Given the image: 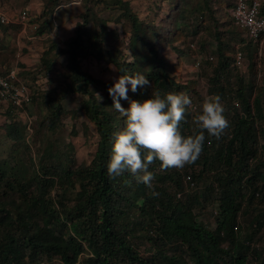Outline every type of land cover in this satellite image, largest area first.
Returning a JSON list of instances; mask_svg holds the SVG:
<instances>
[{
	"label": "trees",
	"instance_id": "16d2710c",
	"mask_svg": "<svg viewBox=\"0 0 264 264\" xmlns=\"http://www.w3.org/2000/svg\"><path fill=\"white\" fill-rule=\"evenodd\" d=\"M101 1L118 7L121 17L129 22L132 61L124 60L119 49L108 44L111 32L106 22L85 5L82 24L77 25L65 48L53 43L41 58L40 65L48 71L52 49L66 57L62 94L45 93L40 97L30 84L33 97L24 111L30 116L29 108L40 104L47 110L38 120L44 135L34 139V155L25 139V128L17 123L19 114L2 113L11 120L3 127L11 144L6 155H0V264H52V260L58 264H176L178 257L185 256L189 264H248L251 259L253 264H264V250L254 244L255 237L264 232V146L259 144V139H264L261 92L257 94L252 84L243 86L241 76H235V88L226 86L221 78L230 74V63L223 53L219 54L206 91L219 95L223 102L229 101L224 115L230 126L224 134L217 139L205 132L201 155L182 169L161 170L160 162H154L149 169L155 177L151 189L127 172L110 178L107 163L112 154L113 133L123 129L126 118L112 107L108 89L113 83L88 74L81 60L105 62L114 68L118 78L135 73L147 77L149 86L138 87L136 92L128 84L129 99H120L125 109L129 100L143 101L153 92H184L195 111L198 102L187 84L173 78L174 65L167 64L158 46L168 42L174 30L183 31L186 13L166 14L163 26H169L161 33L155 24L138 20L127 1ZM232 4L233 0H229L230 8ZM206 12H210L207 7ZM199 14L203 12H197L195 17ZM174 18L176 23L171 27ZM49 24L47 19L36 28L35 37L44 35ZM233 26L253 44L243 30ZM212 60L210 55L204 58L206 67H211ZM11 68L4 67L0 72ZM18 75L26 81L20 69ZM78 91L88 96L81 103V111L94 125L98 139L90 162L75 166L66 150L51 148L47 133L60 126L64 96ZM97 91L103 94L102 100L95 95ZM197 114L192 116L188 110L181 123L183 135L197 131ZM207 173H212L211 182L202 191L185 196V184L193 189L209 177ZM216 203L214 231L193 220L196 209ZM251 210H256V214L251 215ZM140 239L151 245L148 256L137 251L133 241ZM82 255L85 257L79 260Z\"/></svg>",
	"mask_w": 264,
	"mask_h": 264
},
{
	"label": "rangeland",
	"instance_id": "374dc122",
	"mask_svg": "<svg viewBox=\"0 0 264 264\" xmlns=\"http://www.w3.org/2000/svg\"><path fill=\"white\" fill-rule=\"evenodd\" d=\"M127 1L131 11L138 20L144 24H155L164 32L169 26H163L166 22V14L176 15L177 12H185L182 19L183 31L174 30L170 35L168 42L160 43V53L168 65H174L173 78L177 82L187 84L192 97L198 102V110L205 95L208 86V76L213 74V69L219 61V54H224L230 63V74L221 78L226 86L235 88L237 81L235 76H241L244 85L252 84L255 91L261 92L260 96L264 102V39L258 43L249 44L244 34L236 29L228 15L230 7L229 0H124ZM109 2V0H108ZM171 3H174L171 5ZM180 3V5H179ZM85 5L94 9L97 18L106 22L111 36L108 38V44L114 45L119 49V53L124 60L132 61L133 57L129 51L130 24L121 17V10L112 5H106L105 2L97 0H57L56 4L49 0H1L0 9L10 17H14L18 12L27 11L29 21L25 34L19 36L20 28L16 26L0 27V69L4 67L17 66L25 73L26 81L36 88V92L41 97L45 93L62 94L63 72L66 66V57L56 53L52 49L48 58L51 59V68L46 71L41 66V58L49 47L54 43L58 48L64 49L66 42L75 34L78 24H82V15L85 11ZM207 9L210 12H206ZM197 12H203L195 17ZM49 19L48 31L41 37H35L36 28ZM176 23L172 19L170 25ZM242 52L243 62L237 66L235 62V53ZM208 55L213 57L210 62L211 67H206L204 58ZM200 63V66L197 65ZM82 68L91 76L103 82H114L118 79L114 68L105 62H98L93 58L81 60ZM128 89V85L126 86ZM128 92V91H127ZM103 97L100 91L95 95ZM97 96V98H99ZM88 96L81 91L70 93L64 96L60 103L62 115L60 117V126L47 133L48 142L53 150L57 148L66 150L69 157L74 161L75 166L88 164L95 152L97 133L94 125L86 118L81 111V103L86 101ZM227 102H223L227 106ZM264 108V104H263ZM194 108L189 112L197 114ZM32 115L28 116L26 112L18 115L17 123L19 127H24V135L30 146L31 153L34 155V139L44 135L43 129L39 126V118L44 116L46 108L40 106L30 107ZM227 119V118H226ZM228 120V119H227ZM7 120L0 113V155L5 156V152L10 147L11 142L6 139L3 131ZM263 123H259L262 126ZM230 122L228 120V127ZM259 144L264 146V139H259ZM204 182L195 185L190 189L185 184V196H191L195 191L204 188L211 182L212 173H207ZM185 180L187 178L185 177ZM73 194V193H71ZM70 196V195H69ZM252 211V210H251ZM218 214V204H211L203 210L196 209L193 214V220L205 226L211 231L216 228ZM256 210L251 215H255ZM246 232V231H245ZM254 244L264 250L262 240L264 232L255 237ZM137 251L143 256L150 254L151 245L146 241L134 240ZM85 256H80L82 260ZM188 258L178 257L176 264H189ZM52 264H58L57 260H52ZM248 264H253L249 261Z\"/></svg>",
	"mask_w": 264,
	"mask_h": 264
},
{
	"label": "clouds",
	"instance_id": "9594fccd",
	"mask_svg": "<svg viewBox=\"0 0 264 264\" xmlns=\"http://www.w3.org/2000/svg\"><path fill=\"white\" fill-rule=\"evenodd\" d=\"M128 84L136 92L138 87L149 86L150 82L141 73L121 75L108 89L112 107L126 118L123 129L113 133L112 154L107 163L110 178L121 177L127 172L138 183L151 189L155 177L149 169L154 162H160L161 170L182 169L201 155L205 132L219 139L228 127L219 95L203 97L200 112L194 119L197 131L183 135L181 123L192 108L188 94L153 92L150 98L143 101L129 100V106L125 109L120 99H129ZM126 183L130 184L131 181ZM153 195L157 193L153 192Z\"/></svg>",
	"mask_w": 264,
	"mask_h": 264
},
{
	"label": "built area",
	"instance_id": "2783aa9c",
	"mask_svg": "<svg viewBox=\"0 0 264 264\" xmlns=\"http://www.w3.org/2000/svg\"><path fill=\"white\" fill-rule=\"evenodd\" d=\"M229 14L233 25L243 30L252 43L256 44L264 39V0H233ZM28 21L27 11L18 12L12 18L0 9V26L19 27L20 37L25 34ZM235 62L237 66L243 62V54L239 50L235 53ZM32 97V88L19 77L18 68H11L6 73L0 72L1 114L7 111L12 114L23 113L24 108L30 105Z\"/></svg>",
	"mask_w": 264,
	"mask_h": 264
},
{
	"label": "crops",
	"instance_id": "0c3cea01",
	"mask_svg": "<svg viewBox=\"0 0 264 264\" xmlns=\"http://www.w3.org/2000/svg\"><path fill=\"white\" fill-rule=\"evenodd\" d=\"M17 14H18V13H17ZM17 14H16V15H17ZM4 27H5V26H4ZM14 67L17 68V66H12V68H14Z\"/></svg>",
	"mask_w": 264,
	"mask_h": 264
}]
</instances>
